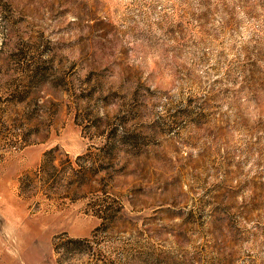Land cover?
<instances>
[{"label": "rangeland", "instance_id": "374dc122", "mask_svg": "<svg viewBox=\"0 0 264 264\" xmlns=\"http://www.w3.org/2000/svg\"><path fill=\"white\" fill-rule=\"evenodd\" d=\"M65 235L264 264V0H0V264H58Z\"/></svg>", "mask_w": 264, "mask_h": 264}, {"label": "trees", "instance_id": "16d2710c", "mask_svg": "<svg viewBox=\"0 0 264 264\" xmlns=\"http://www.w3.org/2000/svg\"><path fill=\"white\" fill-rule=\"evenodd\" d=\"M116 148V139L115 138H108L105 145L101 150H105L109 153V151ZM51 152L49 151L45 155V159L40 165L38 171L35 174H38L40 176V180H50L51 174L49 173L50 169L57 168L55 164V158L51 156ZM78 159H81V156L78 157ZM94 169L93 164H80V168L77 169L73 174H70L69 177H66L70 180L71 183L78 182V183H86L88 181L87 174L89 171H92ZM76 177L75 180H72V177ZM35 178L31 175H26L23 177L20 181V193L27 191L30 186H35ZM32 189V188H31ZM107 208H99L97 210V214L99 217L102 218V225L106 222L105 219L107 217L103 212H106ZM66 238L64 240L58 243H55L54 249L58 255L57 262L58 264H62L64 257V253H85L89 255V264H109L107 260L103 259L101 255L97 252V250L94 248V241L91 238H75V237H69L68 235H65ZM64 251V253H63Z\"/></svg>", "mask_w": 264, "mask_h": 264}]
</instances>
